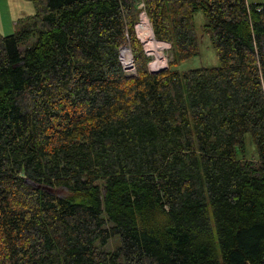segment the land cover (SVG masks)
Listing matches in <instances>:
<instances>
[{
  "label": "trees",
  "instance_id": "obj_1",
  "mask_svg": "<svg viewBox=\"0 0 264 264\" xmlns=\"http://www.w3.org/2000/svg\"><path fill=\"white\" fill-rule=\"evenodd\" d=\"M28 1L0 34V264H264V0ZM196 11L217 66L178 72Z\"/></svg>",
  "mask_w": 264,
  "mask_h": 264
},
{
  "label": "rangeland",
  "instance_id": "obj_2",
  "mask_svg": "<svg viewBox=\"0 0 264 264\" xmlns=\"http://www.w3.org/2000/svg\"><path fill=\"white\" fill-rule=\"evenodd\" d=\"M245 1L248 4H258V3L263 2V0H245ZM0 3H5V0H0ZM0 12H1V15L4 19L9 20L8 13H7L5 7L1 6ZM204 23H205V19H204L202 13L200 11H196V13L193 16V24H194V27L196 29V35H197V45H198L197 54L195 56L191 57L190 59L186 60V61H183V62H180V63L174 65L172 67L173 69L177 70L178 72H184V71L196 69V68H210V67L217 66V59L215 56V52L210 45L208 35L206 33H203L200 30L201 27L204 25ZM144 29H146V28H144ZM7 31H9V32L6 34H3V35H8L11 33L10 21L7 24ZM142 40H143V38H142ZM139 43H140L142 49H144L145 51L148 49V48L146 49V47L143 45L142 42H139ZM151 48L153 51L152 54H154V56H157V57H162V63H165L167 66L169 60L171 59L170 54H169L170 51L169 50L166 51L167 49L166 50L162 49V51H161V47L160 46L156 47V44H154V46L152 45ZM128 54H130V52ZM146 54L150 55L148 52H146ZM150 56H149V58L151 59L153 57V55L151 57ZM121 61H122V56H121ZM155 62H156L155 67H157V59H154L153 63H155ZM240 147H239L240 149L237 153L238 159L239 158H244V159L255 158L254 147L252 146L251 142L249 141L248 135L244 136L243 144ZM110 244L114 245V242L112 241V242H110ZM104 249L108 251L110 249V245L109 244L106 245Z\"/></svg>",
  "mask_w": 264,
  "mask_h": 264
},
{
  "label": "crops",
  "instance_id": "obj_3",
  "mask_svg": "<svg viewBox=\"0 0 264 264\" xmlns=\"http://www.w3.org/2000/svg\"><path fill=\"white\" fill-rule=\"evenodd\" d=\"M1 6L6 8V11L8 13V18H9V20L4 19L0 12V34L1 35L9 32L7 31V24L9 23V21H10V27H11V33H12L14 31L15 21L17 19L23 18L25 16H29L33 13V7L28 0H5V3H0V8Z\"/></svg>",
  "mask_w": 264,
  "mask_h": 264
},
{
  "label": "built area",
  "instance_id": "obj_4",
  "mask_svg": "<svg viewBox=\"0 0 264 264\" xmlns=\"http://www.w3.org/2000/svg\"><path fill=\"white\" fill-rule=\"evenodd\" d=\"M138 7H141V5H139ZM142 16H144L145 17V15L143 14V13H140L139 14V20H138V23H136L135 25H134V33H135V37L139 40V42H142V39H141V37H140V30H139V28H138V26L139 25H141V24H143L145 27H148V26H150L149 25V23H148V21H147V19H146V22L145 23H143L142 21H141V17ZM146 18V17H145ZM148 25V26H147ZM150 28V27H149ZM151 39H152V41H154V43L156 44V47H161V51H162V49H167L168 48V44H166V43H163V42H160V41H156L154 38H153V35L151 34ZM143 43V42H142ZM143 45L145 46V43H143ZM167 46V47H166ZM146 47V46H145ZM165 47V48H164ZM146 49H147V47H146ZM122 50H124L125 52H126V56H127V60L126 61H123V51ZM143 51L145 52V54H146V52H148L151 56L153 55V57L151 58V60H150V62H148L147 63V68H148V70L149 71H151V70H153V62H154V59H155V56H154V54H152L148 49L145 51L144 49H143ZM129 53V49H128V47H122L120 50H119V60H120V63H121V66H122V69H123V71L125 72V73H128V74H130L131 72H132V70H133V67H132V62H131V57H130V54H128ZM147 56H150V55H148V54H146ZM121 56H122V61H121ZM150 56V57H151ZM127 62H129L128 64H127ZM157 63L159 64V65H166L165 63H162V57H157Z\"/></svg>",
  "mask_w": 264,
  "mask_h": 264
},
{
  "label": "bare ground",
  "instance_id": "obj_5",
  "mask_svg": "<svg viewBox=\"0 0 264 264\" xmlns=\"http://www.w3.org/2000/svg\"><path fill=\"white\" fill-rule=\"evenodd\" d=\"M141 21L143 22V23H145L146 22V18L144 17V16H142L141 17ZM148 26V25H147ZM150 26H148V27H145L143 24H141V25H139L138 26V28H139V30H140V37H141V39L143 38V40H142V42L143 43H145V46L149 49V51L152 53L153 51H152V45L154 46V41H152V39H151V34H152V32H151V29L149 28ZM144 28H146V29H144ZM152 43V44H151ZM147 44V45H146ZM123 51V61H126L128 58H127V56L125 55L126 54V52L124 51V50H122ZM156 58L155 59H157V56H155ZM156 61V60H155ZM155 65H156V62L155 63H153V67H155ZM157 66H159V64L157 63Z\"/></svg>",
  "mask_w": 264,
  "mask_h": 264
},
{
  "label": "water",
  "instance_id": "obj_6",
  "mask_svg": "<svg viewBox=\"0 0 264 264\" xmlns=\"http://www.w3.org/2000/svg\"><path fill=\"white\" fill-rule=\"evenodd\" d=\"M129 62H127V64H128ZM166 68V65H159V66H157V67H154L153 68V70H151L150 72L151 73H154V72H158V71H161V70H163V69H165Z\"/></svg>",
  "mask_w": 264,
  "mask_h": 264
}]
</instances>
